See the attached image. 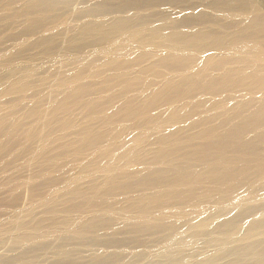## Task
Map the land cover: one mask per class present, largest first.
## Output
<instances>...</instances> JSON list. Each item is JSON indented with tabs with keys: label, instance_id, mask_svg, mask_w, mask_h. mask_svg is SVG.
I'll list each match as a JSON object with an SVG mask.
<instances>
[{
	"label": "bare ground",
	"instance_id": "bare-ground-1",
	"mask_svg": "<svg viewBox=\"0 0 264 264\" xmlns=\"http://www.w3.org/2000/svg\"><path fill=\"white\" fill-rule=\"evenodd\" d=\"M0 264H264V0H0Z\"/></svg>",
	"mask_w": 264,
	"mask_h": 264
}]
</instances>
